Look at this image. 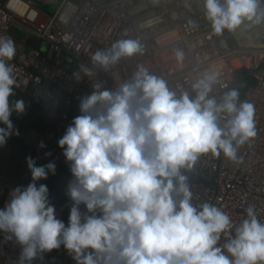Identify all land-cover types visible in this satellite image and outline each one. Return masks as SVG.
<instances>
[{
  "label": "clouds",
  "instance_id": "clouds-1",
  "mask_svg": "<svg viewBox=\"0 0 264 264\" xmlns=\"http://www.w3.org/2000/svg\"><path fill=\"white\" fill-rule=\"evenodd\" d=\"M9 7L22 14L25 5L11 0ZM204 8L216 35L245 21L264 23V0H204ZM142 53L138 39L121 38L91 62L108 71ZM16 54L14 39L0 35V146L19 135L11 117L26 108L13 99L21 83ZM175 58L182 63L184 52ZM80 72L95 75L84 65ZM217 84L215 73H204L192 84L194 96L178 94L143 65L115 90L93 83L58 140L74 177L67 226L56 217L47 185L36 183L55 175L54 163L36 166L27 157L33 182L14 188L0 208V233L21 248L18 264L61 247L75 264H264V219L255 207L237 223L212 203H193L184 174L209 152L236 161L240 146L256 135L254 106L226 84L218 98Z\"/></svg>",
  "mask_w": 264,
  "mask_h": 264
},
{
  "label": "built area",
  "instance_id": "built-area-1",
  "mask_svg": "<svg viewBox=\"0 0 264 264\" xmlns=\"http://www.w3.org/2000/svg\"><path fill=\"white\" fill-rule=\"evenodd\" d=\"M147 1L146 8L130 13L123 9L120 0H62L54 14H48L34 2L30 15L11 10L7 0L0 3V35L12 37L17 48L13 63L19 69L21 83L16 91L26 102L25 113L37 109L45 121L44 147L50 142L56 148V156L52 157L41 147L37 160L54 163L56 167L69 164L58 140L73 118L80 115V98L91 94L96 82L115 90L119 83L131 78L137 65L165 80L178 94L188 91L192 96L195 95L192 84L204 73L217 75L220 84L213 94L218 98L237 81L251 75L254 83L240 93V99L255 108V137L240 146L236 161L222 152L220 155L209 152L200 155L184 174L191 186L193 203H212L237 223L246 215L245 210L254 206L259 218L264 219V47L234 44L232 31L214 34L206 18L204 0ZM12 29L20 36L13 34ZM29 38L38 40L37 48L27 47ZM121 38L138 39L143 53L122 58L108 71L92 64V54L110 48ZM177 50L184 52L182 63L171 57ZM81 65L89 67L95 75L84 76ZM242 68L246 69L244 74L240 72ZM221 84H226L227 89ZM39 136V129H29L24 142L36 141ZM30 175L26 167L19 182L25 183ZM14 188L0 182V208ZM50 203L55 207L56 217L67 226L72 203ZM81 211H86L83 205ZM20 251L14 240L5 241L0 233V264H18ZM32 264H75V261L61 247Z\"/></svg>",
  "mask_w": 264,
  "mask_h": 264
},
{
  "label": "water",
  "instance_id": "water-1",
  "mask_svg": "<svg viewBox=\"0 0 264 264\" xmlns=\"http://www.w3.org/2000/svg\"><path fill=\"white\" fill-rule=\"evenodd\" d=\"M3 0H0V3ZM13 34L17 37L20 36L19 33L11 30ZM237 40H250L252 34L255 35L257 40L264 45V23L256 24L253 22L245 21L241 26L232 31ZM27 43L32 48H37L38 40L35 38H29ZM242 74L246 72L245 68L240 70ZM254 83V78L251 75L240 79L235 83L231 89H237L239 94L242 93L250 84ZM17 142L13 137L7 140L4 146H0V172L7 173L12 171L20 162V157L17 152ZM66 159V157H65ZM46 165L39 162L36 166ZM74 179L72 176H67L60 170L56 169L55 175L49 173L47 179H42L36 181L37 185L45 184L49 189V199L51 201H57L59 203H72L70 197L67 195L68 184ZM32 178L30 176L29 183H32Z\"/></svg>",
  "mask_w": 264,
  "mask_h": 264
},
{
  "label": "rangeland",
  "instance_id": "rangeland-1",
  "mask_svg": "<svg viewBox=\"0 0 264 264\" xmlns=\"http://www.w3.org/2000/svg\"><path fill=\"white\" fill-rule=\"evenodd\" d=\"M61 1L62 0H56L54 3H50L48 5H44L40 3V1H37L35 2V5L41 8L42 10H44L45 12H47L48 14H54L57 11ZM10 2L11 0H7L6 5L9 6ZM24 5H25V8L31 7V3H26ZM232 43L240 44V41L237 40L236 38L234 41L232 40ZM26 45L27 47L32 48L31 46H29L27 42H26ZM64 66L68 68V66L66 65ZM13 99H20V95L18 94L17 91ZM11 120L15 128L19 130L18 138L22 141L20 148L17 151L18 156H20V158L21 156H27L31 158L36 157L37 153L39 152L41 148L40 144L41 142L44 141V132H45L44 124H46L45 121L42 120L40 112L37 109H33L32 113L28 117L25 115V112L21 115H17L16 113H13ZM0 127H4V125L0 124ZM32 128H37L40 130L39 139H37L36 141H32L30 143L24 142V137L27 131ZM43 152L52 157L56 156V148L50 142H47V144L45 145L43 149ZM2 174L3 173L0 172V177L3 176ZM70 175H72L71 172H70Z\"/></svg>",
  "mask_w": 264,
  "mask_h": 264
},
{
  "label": "trees",
  "instance_id": "trees-1",
  "mask_svg": "<svg viewBox=\"0 0 264 264\" xmlns=\"http://www.w3.org/2000/svg\"><path fill=\"white\" fill-rule=\"evenodd\" d=\"M247 46L264 47L263 44L260 43L254 35L252 36L251 40L247 42ZM12 137L17 142V149H16V152H17L18 149L20 148L22 141L18 138V136L14 135ZM60 149L63 151V149L61 147H60ZM26 158H27V156H21L20 162L12 171L2 174L3 176L0 177V182L7 184V185H10V186H13V187H18V186L26 187L29 184V179H30L31 175L29 176L28 180L25 183L21 184L20 182H18L19 176L24 172L25 168L28 167ZM32 159L35 160L36 164H38L40 162L39 160H37L36 157H34ZM56 169L60 170L61 172H63L67 176H72V175H70L71 171H70V165L68 163H65L63 166L56 167Z\"/></svg>",
  "mask_w": 264,
  "mask_h": 264
},
{
  "label": "bare ground",
  "instance_id": "bare-ground-1",
  "mask_svg": "<svg viewBox=\"0 0 264 264\" xmlns=\"http://www.w3.org/2000/svg\"><path fill=\"white\" fill-rule=\"evenodd\" d=\"M37 1H40V2H43V3H50V2H55L56 0H23V4H26V3H34V2H37ZM120 1H122V4L121 5H123V9L126 8L130 13H132L133 11H137V10H139L141 8L144 9V8H146L148 6V1L147 0H141V1L140 0H120ZM29 11H32V8L31 7L24 8V11H23L22 14L28 13ZM15 12H17V11H15ZM17 13H20V12H17ZM30 14H31V12H29V15ZM253 35L254 34H252V36ZM252 36H251V38H252ZM251 38H250V40H251ZM250 40H239L240 41V45L247 46V42L250 41ZM171 57H175V54L171 55ZM233 63H235V60H234Z\"/></svg>",
  "mask_w": 264,
  "mask_h": 264
},
{
  "label": "crops",
  "instance_id": "crops-1",
  "mask_svg": "<svg viewBox=\"0 0 264 264\" xmlns=\"http://www.w3.org/2000/svg\"><path fill=\"white\" fill-rule=\"evenodd\" d=\"M25 102V101H24ZM25 105H26V102H25ZM31 113H25V115L28 117Z\"/></svg>",
  "mask_w": 264,
  "mask_h": 264
}]
</instances>
